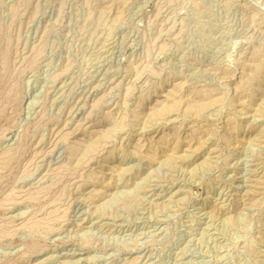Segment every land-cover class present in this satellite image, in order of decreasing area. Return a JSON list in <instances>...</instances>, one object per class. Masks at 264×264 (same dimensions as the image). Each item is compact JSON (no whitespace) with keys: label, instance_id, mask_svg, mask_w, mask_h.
<instances>
[{"label":"rangeland","instance_id":"374dc122","mask_svg":"<svg viewBox=\"0 0 264 264\" xmlns=\"http://www.w3.org/2000/svg\"><path fill=\"white\" fill-rule=\"evenodd\" d=\"M0 264H264V0H0Z\"/></svg>","mask_w":264,"mask_h":264}]
</instances>
